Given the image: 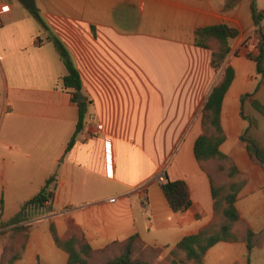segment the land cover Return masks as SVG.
I'll list each match as a JSON object with an SVG mask.
<instances>
[{
	"label": "crops",
	"instance_id": "0c3cea01",
	"mask_svg": "<svg viewBox=\"0 0 264 264\" xmlns=\"http://www.w3.org/2000/svg\"><path fill=\"white\" fill-rule=\"evenodd\" d=\"M26 1L0 0V231L9 235L12 219L50 176L56 188L50 212L24 219L32 226L14 264H67L51 223L64 236L73 222L93 249L136 233L161 250L160 261L210 223V185L193 145L214 78L210 51L194 40L196 30L219 24L239 30L225 60L234 78L221 106L220 151L247 176L235 204L239 216L252 231L264 227V173L245 150L248 122L241 117L256 122L252 136L264 149V117L250 102L264 106V77L248 57L258 52L251 4L264 15V0H240L226 12L223 0H32L36 11ZM32 12L69 51L91 102L68 151L78 107L62 86L66 68ZM159 176L186 183V211L172 212ZM203 264H248L246 246L219 242Z\"/></svg>",
	"mask_w": 264,
	"mask_h": 264
},
{
	"label": "trees",
	"instance_id": "16d2710c",
	"mask_svg": "<svg viewBox=\"0 0 264 264\" xmlns=\"http://www.w3.org/2000/svg\"><path fill=\"white\" fill-rule=\"evenodd\" d=\"M240 0H223L222 12L233 9ZM253 25L258 38V52L248 56L255 63L256 72L264 77V35L260 31V22L264 15L258 12L254 3L251 4ZM34 17L47 33L48 40L52 41L56 52L64 64L67 74L62 77V86L72 96V100L78 107V120L74 135L67 145V151L73 146L76 135L83 129L90 101L77 100L78 94H82V80L75 63L64 44L50 32L38 13L32 12ZM239 30L226 24H219L200 28L195 31V46L210 51V65L218 71L223 67L226 57L230 52V42L237 38ZM234 78V71L230 66L223 67L222 74L217 83L211 89L201 112V133L193 145V155L200 170L207 176L212 196L213 217L210 223L200 228L198 233L182 238L169 252L164 260L160 261L161 250L147 246L138 234H133L122 241H113L101 249H93L86 240L82 230L73 222H67V231L64 236L57 234L53 223L49 226V232L57 248L64 251L67 256V264H91L98 259L101 264H203L208 249L219 242H242L248 253L255 243L259 242L260 234L255 233L244 225L242 233L236 232V226L242 223L235 207L237 197L247 182L246 176L236 167L233 160L220 151V146L226 137L220 124V112L224 96ZM244 97H242L243 102ZM252 108L264 117V106L256 100H251ZM241 117L248 122V127L242 135L245 150L264 173V149L258 142L249 136L252 121L241 112ZM207 165L213 166L208 169ZM215 169V170H214ZM214 172L222 174L226 172L230 182L227 185L216 181ZM215 173V174H216ZM56 179L50 176L41 190L30 200L25 202L22 210L29 206L41 205L47 208L50 205L48 193L51 191ZM170 209L174 213L186 211L191 206L189 189L184 181H164L159 183ZM2 199H0V203ZM6 236V230L0 231V242L3 243V253L0 264H14L20 258L27 240L30 223H24V219L15 217Z\"/></svg>",
	"mask_w": 264,
	"mask_h": 264
},
{
	"label": "rangeland",
	"instance_id": "374dc122",
	"mask_svg": "<svg viewBox=\"0 0 264 264\" xmlns=\"http://www.w3.org/2000/svg\"><path fill=\"white\" fill-rule=\"evenodd\" d=\"M250 56V55H249ZM211 66V65H210ZM223 67H225V63L223 64ZM223 67L218 70V71H215L212 67V74H213V84L215 85L219 79V77L221 76L222 74V70H223ZM204 105V103H203ZM203 105H202V108H203ZM202 108L200 109L199 111V114H198V135L201 133V112H202ZM253 125H251V129H250V132H249V136L253 139H255L252 134L254 132L255 129H257V125H256V122L253 121L252 122ZM258 130V129H257ZM243 135V134H242ZM256 140V139H255ZM257 141V140H256ZM258 142V141H257ZM244 144V143H243ZM259 144V142H258ZM250 158V157H249ZM251 160V159H250ZM207 168L208 169H213V166L211 165H207ZM215 170V169H214ZM240 171V170H239ZM241 172V171H240ZM216 172H214V175H215V178H216V181L220 184V183H223L224 185H227L230 180L229 178L227 177L226 175V172L222 173V174H215ZM243 173V172H241ZM245 176L246 174L243 173ZM247 178V176H246ZM263 188H264V184H263ZM241 218V217H240ZM242 219V223L243 224H239L236 226V232L239 234V233H242L244 231V225L246 224V226H248L247 222L243 219ZM249 228V226H248ZM250 229V228H249ZM251 230V229H250ZM255 233H261L260 235V238H259V242L253 244L254 245V248L253 250L251 251L250 253V261H253L254 262H257L256 264H264V227L259 230V231H253ZM91 264H101V262L98 260V259H95ZM252 264V263H250Z\"/></svg>",
	"mask_w": 264,
	"mask_h": 264
},
{
	"label": "water",
	"instance_id": "95a60500",
	"mask_svg": "<svg viewBox=\"0 0 264 264\" xmlns=\"http://www.w3.org/2000/svg\"><path fill=\"white\" fill-rule=\"evenodd\" d=\"M24 4L28 10L36 11V7L34 6V3L32 0H28ZM77 100L80 102H84L86 101V98L81 93H79ZM55 188L56 186L54 185L51 191L48 193V199L52 198V194ZM51 210H52V207L46 210V208L42 207L41 205L29 206L24 212H22V214L19 216V219H25V218H29L35 215H44L47 211L50 212Z\"/></svg>",
	"mask_w": 264,
	"mask_h": 264
},
{
	"label": "built area",
	"instance_id": "2783aa9c",
	"mask_svg": "<svg viewBox=\"0 0 264 264\" xmlns=\"http://www.w3.org/2000/svg\"><path fill=\"white\" fill-rule=\"evenodd\" d=\"M0 25H1V17H0ZM257 51H258V50H257ZM97 130H102V125H98V126H97ZM158 181H159V182L164 181V179L162 178V176H159V177H158Z\"/></svg>",
	"mask_w": 264,
	"mask_h": 264
}]
</instances>
